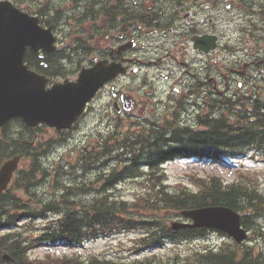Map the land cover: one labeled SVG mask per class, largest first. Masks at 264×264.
<instances>
[{
	"label": "trees",
	"instance_id": "trees-1",
	"mask_svg": "<svg viewBox=\"0 0 264 264\" xmlns=\"http://www.w3.org/2000/svg\"><path fill=\"white\" fill-rule=\"evenodd\" d=\"M47 55L49 57L46 62L54 68L55 62L48 59L57 54ZM25 61L29 66L38 65V54L28 49ZM240 100L242 102H239V106L228 101V108H224L217 116L204 113L198 116L197 126H181L179 122H174L179 124L151 127L147 133L128 132L116 138V147L120 153L111 157L116 159V164L110 168L109 173L100 176L101 180H105L97 190L100 195L91 201L74 199L72 202L64 195L66 208L62 216L45 224L44 230L39 234H26V225L18 224L21 218H35L41 214L26 203H21L14 195L15 189L28 188L36 182L34 172L20 173L10 188L0 194V230L9 229L0 235V256L1 253L8 252L15 259L13 264H264V253L255 252L254 246L245 241L225 242L218 248L191 247L187 253L173 251L163 254L162 251L131 257L148 245L161 246L165 239L191 240L204 236L208 232L206 228L173 231L167 220L169 213L209 204H223L234 208L241 213L242 224L251 231L249 236L255 233L264 238V228L258 223V218L264 215V192L259 191L260 181L255 172L239 169L237 178L228 183H224L216 174H210L206 178L192 175L193 188L176 183L172 191L167 189L163 182L164 174L160 172L162 163L179 156H196L216 161L244 154L248 149L264 148V106L257 100ZM18 121L25 128L24 133H28L29 128L21 119ZM8 127L9 125L3 128L0 136V162L13 154L21 153L25 156L29 153L27 135L22 131L7 132ZM112 151V148L104 149L103 153L112 155ZM95 158L96 155H90L84 160V165L95 164ZM141 165L148 166L149 172L145 180L139 179L137 182L141 190L136 192L134 199L116 197L109 191L118 181L140 175ZM52 181L58 183V175ZM90 187L96 190L91 181L74 177L73 182L65 186V194L84 192ZM18 203L21 204L16 205ZM42 209L58 211L59 206L46 203ZM131 230H142V234L127 246L132 255L126 258H108L96 253L84 257L52 252H47L43 257H32L28 253L45 242L74 244Z\"/></svg>",
	"mask_w": 264,
	"mask_h": 264
},
{
	"label": "flooded vegetation",
	"instance_id": "flooded-vegetation-1",
	"mask_svg": "<svg viewBox=\"0 0 264 264\" xmlns=\"http://www.w3.org/2000/svg\"><path fill=\"white\" fill-rule=\"evenodd\" d=\"M11 1L37 16L44 28H54L60 55L48 59L55 62L54 68L45 62L41 67L70 79L98 60L117 62L125 68L98 91L87 107L90 109L103 97L112 109H106L105 115L98 118L106 125H121L130 114L124 110L123 94L130 95L129 101L142 118L181 99L185 104L200 99L208 111L214 112L229 100L226 96L237 99L264 95V44H254L249 49L221 41L224 21L217 11L221 4L227 9L240 5L237 0ZM201 9L207 13L199 15ZM187 12L189 16L185 17ZM250 19L256 25L255 14ZM84 28L89 35H74V29ZM258 30L264 32V24L251 32ZM195 36H203L198 45ZM98 43L100 49L95 46ZM44 73L50 80L49 72ZM162 85L166 92L178 95L159 96L157 89ZM83 116L84 113L74 123V129ZM88 149L78 148L77 159Z\"/></svg>",
	"mask_w": 264,
	"mask_h": 264
},
{
	"label": "rangeland",
	"instance_id": "rangeland-1",
	"mask_svg": "<svg viewBox=\"0 0 264 264\" xmlns=\"http://www.w3.org/2000/svg\"><path fill=\"white\" fill-rule=\"evenodd\" d=\"M252 1V0H250ZM256 6V5H255ZM204 11L201 12L203 14ZM240 12L236 11L235 9H227L225 6H223L220 10L217 11V16H221V20L223 22V28H221L222 31V42L231 41L232 43L236 45L243 44L247 46L249 49L254 44H264V32L262 30H258L255 32L254 36L251 35H243L241 37H237V32H232L228 30L227 24L225 23V18L229 19H237V24L244 23V26L250 27V28H260L264 22V18L258 17V15H255L256 20H258V25H254V21L249 18L251 14H246L245 18L242 19L241 22V16ZM248 20V21H247ZM252 24V25H251ZM235 21L231 20L230 22V28H236ZM74 35H89V30L87 28L82 29H74ZM257 37H262V40L257 41ZM64 39V38H63ZM97 49H100L101 44L98 43L95 45ZM61 77H56L55 80H62ZM106 94V92H104ZM261 101H264V96L258 98ZM93 108L95 111H93ZM102 109V112L100 110ZM111 110L112 109L107 105L106 101H104L103 97H100L97 101H95L90 109L87 108L84 116L81 118L79 124V127L74 130L69 137L66 139L65 143L58 144L55 147H53V152L49 155V157H43L41 158V163L46 169H53L55 168V161L59 158H64L65 161L62 162H75L74 154L71 153L74 152L73 150L76 148H81L82 146H86L87 148H91L93 146V139H94V145L99 141L101 143V146L104 145V143L111 144L113 141L111 139L112 135L119 134L120 135L128 130H136L134 126L131 125L130 117L126 118V121L123 126L116 128L114 125H106L105 120L100 122L98 120L99 117H103L105 115V110ZM196 112L187 113L185 111L182 112V116L187 119L191 120L193 119ZM147 115V114H146ZM148 116V115H147ZM148 117H152L148 116ZM142 121L143 118H141ZM13 132H17L16 129L22 128V125L17 124L16 122H13ZM37 141L40 140H50L51 138H60L59 135H56L54 131L50 128H48L45 125H40V127L37 129ZM65 136V135H64ZM63 137V136H62ZM255 154V156H254ZM260 152L258 151H250L246 156L245 155H239L234 158H227L222 161H208V160H200L199 158H178L175 160H172L164 165V169L166 172V182L170 186V188L173 187V185L176 182H184L188 185L193 186V184L190 181L189 174L192 172L198 173L199 175L205 176L209 173L218 174L223 177L225 181H232L237 178V171L238 169L242 168L244 170L250 169V170H259L262 173H264V161L261 159L260 161H255L253 158H262ZM23 163V161H22ZM107 165H110V163H107ZM262 168V169H261ZM65 169H69V166H66ZM50 174H46L43 179L40 181V184H32L30 185L27 190L25 189H19L16 191V196L21 198L22 202L29 203L31 207H35L37 205H40L43 202H48L51 200H58L59 210L58 211H45V214H47L45 217H40L34 220L26 221L24 232L26 234L33 232L35 234L39 233L45 228V224H47L49 221L56 220L62 212L65 211V203H64V195L68 197V200L71 201L76 198L75 195L72 194H65L63 192L65 186L62 185L58 187L56 183H53V176H50ZM257 177L260 181L259 184V191H263L264 189V174L257 173ZM65 180L69 182L68 176H65ZM141 190V187L137 183L136 180L133 179H126L122 182H119L113 189H111L112 193L116 196H120L123 198H127L128 200H132L136 196V192ZM95 196L94 193H88V194H80L77 197H81L83 199H92ZM37 211H41L40 208L37 209ZM43 212V211H42ZM169 220L171 219H179L184 220L181 214L178 213H169ZM167 220V223L169 222ZM258 222L260 224L261 228H264V215L259 217ZM57 225V222H55ZM16 228V227H14ZM251 232V231H250ZM133 233H115L113 235L109 236H99L96 239L93 240H87L83 243H78L76 245H68L63 243H42L40 245H37L34 247L30 255L32 257L35 256H44L47 252H52L54 254L58 255H71V254H78L81 256H87L91 253L99 254L100 256H106L108 258H116V257H130L129 251L127 250V246L132 244V240L135 235H130ZM28 236V235H27ZM31 239H34L32 237ZM233 241L231 238H229L226 235H223L217 231L211 230L208 232V234L203 237L202 239H195L192 241H185L177 239V240H166L164 243V248L161 246V249L163 252H173V251H179L181 253H187L191 250V247H205V246H213L215 248H218L219 246L225 244V242H231ZM247 244L254 246V251H260L264 253V238L256 235L255 233L250 234L247 241H245ZM156 251V248H148L146 250V253H151ZM7 264V263H6Z\"/></svg>",
	"mask_w": 264,
	"mask_h": 264
},
{
	"label": "water",
	"instance_id": "water-1",
	"mask_svg": "<svg viewBox=\"0 0 264 264\" xmlns=\"http://www.w3.org/2000/svg\"><path fill=\"white\" fill-rule=\"evenodd\" d=\"M54 40L51 28L40 27L36 17L20 11L8 0H0V126L12 117H20L29 127L46 123L57 129L70 128L97 90L125 71L120 63L102 60L89 69H82L76 81L65 80L46 89V79L28 69L24 54L27 47L34 51H53ZM21 157L14 155L1 164L0 192L6 189ZM181 213L192 218L193 223L171 221L173 230L214 228L236 242L247 237L240 214L229 206L207 205ZM3 258L10 259V256L4 254Z\"/></svg>",
	"mask_w": 264,
	"mask_h": 264
},
{
	"label": "bare ground",
	"instance_id": "bare-ground-1",
	"mask_svg": "<svg viewBox=\"0 0 264 264\" xmlns=\"http://www.w3.org/2000/svg\"><path fill=\"white\" fill-rule=\"evenodd\" d=\"M163 139H164V138H163ZM167 141H168V140H167ZM167 141H166V142H167ZM171 143H172V142H171Z\"/></svg>",
	"mask_w": 264,
	"mask_h": 264
}]
</instances>
